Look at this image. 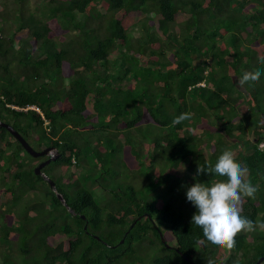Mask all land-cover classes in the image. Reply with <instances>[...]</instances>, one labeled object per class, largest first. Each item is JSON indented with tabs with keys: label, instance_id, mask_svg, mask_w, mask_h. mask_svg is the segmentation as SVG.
Returning <instances> with one entry per match:
<instances>
[{
	"label": "trees",
	"instance_id": "trees-1",
	"mask_svg": "<svg viewBox=\"0 0 264 264\" xmlns=\"http://www.w3.org/2000/svg\"><path fill=\"white\" fill-rule=\"evenodd\" d=\"M26 3L0 0V120L57 156L36 175L47 156L31 157L0 128V263L253 264L264 256L259 228L239 233L231 250L212 245L190 223L197 209L186 199L192 184L226 179L194 176L232 150L258 188L241 216L264 222V0ZM256 70L259 83L241 88L238 79ZM184 113L190 118L175 124ZM87 160L95 173L80 182L72 172ZM130 169L166 186L159 204L129 180ZM158 245L145 263L143 247Z\"/></svg>",
	"mask_w": 264,
	"mask_h": 264
},
{
	"label": "clouds",
	"instance_id": "clouds-1",
	"mask_svg": "<svg viewBox=\"0 0 264 264\" xmlns=\"http://www.w3.org/2000/svg\"><path fill=\"white\" fill-rule=\"evenodd\" d=\"M261 75L259 70L245 71L238 79V84L244 88L246 85L259 83ZM189 118L190 115L184 113L173 122L179 124ZM50 153L55 154L53 150ZM205 173L226 178L211 186L196 182L186 191L187 201L197 209L190 223L202 229L208 242L231 250L235 247V238L239 233L252 232L257 228L264 231V222H254L241 216L243 199H256L258 188L247 178L248 168L236 161L232 150L223 151L214 167H202L198 164L194 179ZM207 264H213V261L208 260Z\"/></svg>",
	"mask_w": 264,
	"mask_h": 264
},
{
	"label": "rangeland",
	"instance_id": "rangeland-1",
	"mask_svg": "<svg viewBox=\"0 0 264 264\" xmlns=\"http://www.w3.org/2000/svg\"><path fill=\"white\" fill-rule=\"evenodd\" d=\"M46 0H27V6L28 7H30L31 9H33L34 7H40L44 2H45ZM138 26V25H137ZM128 33H130L132 36H135V35H137L138 33L136 32V26L135 27H131V29H129V31H128ZM52 35L54 36L55 34L54 33H52ZM52 36V37H53ZM166 53H167V55H168V51H166ZM194 63H196V61H193ZM130 84H133V82L131 83L130 82ZM235 109H236V113H237V115L238 116H242L246 111H247V109H248V106H247V104H246V101H245V99H238V101H236V105H235ZM7 138V140L8 141H11V137H6ZM137 141V140H136ZM144 144L142 145L143 146V148H145V149H147V146H148V144L146 143V142H143ZM202 146H204V145H202ZM262 145L261 144H259V147H261ZM210 150H211V148H210V146L205 150V148H203L202 149V153L206 156L209 152H210ZM89 160H87L86 161V164H83V165H81V167H78L77 169H75L74 170V172H72L74 175L73 176H77L78 177V179H79V181L80 182H83L84 181V178H85V176L87 175V176H90V175H92L93 173H95L94 172V170H95V168L93 169V170H91L90 168H89V164L87 163ZM90 162V161H89ZM35 164L37 163V162H34ZM91 164H92V162H90ZM93 165V164H92ZM91 165V166H92ZM51 167V166H50ZM50 167H46V170H59L60 169V166H53V167H51L52 169H50ZM157 167L156 166H154L153 167V169L151 170V172L152 173H154L153 175L154 176H157L159 173L157 172ZM48 173H50V172H48ZM136 173H138V172H136V170L135 169H130V170H127L126 171V174H127V176H128V178H129V180L132 182V183H135V185H140L141 187H140V189H143V190H146V191H148L149 193H150V195H149V199L151 198H156L157 199V204H159V199L157 198V194L159 195L160 193H162V192H164V191H166V186H165V190L164 191H162L161 190V187L160 186H158L155 182H154V178H152L151 180H152V182H153V184H151V185H146V183H148V182H146L145 181V177H146V174H148V177L150 176V173L149 172H147L146 170H142L141 171V173L143 174V176H141V175H136ZM160 182H161V180H160ZM138 188H139V186H138ZM162 189H164V186L162 187ZM152 193V194H151ZM166 195H167V193H166ZM152 196V197H151ZM28 197H30V194L29 193H26L25 195H24V198H28ZM188 208H190L189 210L191 211V205L189 206L188 205ZM188 210V211H189ZM262 231V230H261ZM263 232V231H262ZM144 249H145V254L147 255L145 258H144V262L146 263V259H147V261L152 257V256H154V254L156 255V253L158 254V253H160L161 252V249H159V245H158V247H149V246H145V247H143V251H144ZM21 262H24V261H21ZM0 264H2V263H0ZM5 264V263H4ZM25 264H29V263H27V262H25ZM151 264V263H150ZM261 264H264L263 262H261Z\"/></svg>",
	"mask_w": 264,
	"mask_h": 264
},
{
	"label": "water",
	"instance_id": "water-1",
	"mask_svg": "<svg viewBox=\"0 0 264 264\" xmlns=\"http://www.w3.org/2000/svg\"><path fill=\"white\" fill-rule=\"evenodd\" d=\"M0 128H4L22 147V149L31 157H42L47 156L44 160L40 161L37 165L33 168L34 174H40V168L47 164L50 160H54L57 156L56 154H51L52 147H45L41 150H34L27 141L8 123L0 120ZM42 175V174H41ZM46 181L48 182L50 187H53V182L45 177ZM57 198L61 200L60 194H56ZM123 238L119 240L121 243ZM262 260H264V256L259 257L253 264H259ZM192 263V262H191Z\"/></svg>",
	"mask_w": 264,
	"mask_h": 264
},
{
	"label": "flooded vegetation",
	"instance_id": "flooded-vegetation-1",
	"mask_svg": "<svg viewBox=\"0 0 264 264\" xmlns=\"http://www.w3.org/2000/svg\"><path fill=\"white\" fill-rule=\"evenodd\" d=\"M263 261H264V260H262L261 262H263ZM261 262H260V263H261Z\"/></svg>",
	"mask_w": 264,
	"mask_h": 264
}]
</instances>
